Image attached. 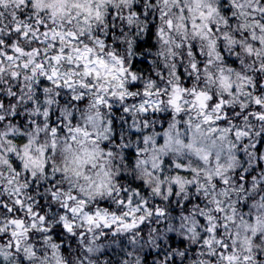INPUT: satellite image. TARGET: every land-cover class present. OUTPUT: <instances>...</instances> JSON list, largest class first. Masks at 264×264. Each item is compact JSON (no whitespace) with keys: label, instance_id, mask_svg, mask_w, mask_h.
I'll use <instances>...</instances> for the list:
<instances>
[{"label":"clouds","instance_id":"clouds-1","mask_svg":"<svg viewBox=\"0 0 264 264\" xmlns=\"http://www.w3.org/2000/svg\"><path fill=\"white\" fill-rule=\"evenodd\" d=\"M0 264H264V0H0Z\"/></svg>","mask_w":264,"mask_h":264}]
</instances>
